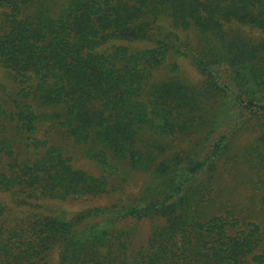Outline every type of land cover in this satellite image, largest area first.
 <instances>
[{"label":"trees","instance_id":"1","mask_svg":"<svg viewBox=\"0 0 264 264\" xmlns=\"http://www.w3.org/2000/svg\"><path fill=\"white\" fill-rule=\"evenodd\" d=\"M262 34L264 0H0V65L39 108L0 99V264H264L262 227L222 198L221 183L238 175L236 158L246 183H264ZM136 42L152 47L131 51ZM168 53L199 81H149L166 63L179 70ZM44 123L102 174L38 139ZM122 162L145 175L131 199L69 217L28 208L101 195ZM142 219L152 227L134 247L128 222Z\"/></svg>","mask_w":264,"mask_h":264},{"label":"rangeland","instance_id":"2","mask_svg":"<svg viewBox=\"0 0 264 264\" xmlns=\"http://www.w3.org/2000/svg\"><path fill=\"white\" fill-rule=\"evenodd\" d=\"M166 26L167 32H173L178 35L183 34L181 31L177 30L176 27L171 25L169 22H163ZM185 34V33H184ZM258 34V32H255ZM264 36V34H262ZM119 43V42H118ZM112 43L105 45L104 49L108 47L111 51L113 48ZM127 47L133 50H143L145 48L152 47L151 44L147 42H136L128 43ZM108 49L106 51H108ZM175 61L179 65V70L176 73H168L167 63L163 67L153 72L149 81L155 79H162L167 76H174L175 78H180L182 82L196 83L199 81V75L195 68L190 64V62L182 56L176 54L172 55L168 53V62ZM23 86L19 84L16 79L11 75L10 71L0 65V99L6 102V105L11 107L15 102L20 103L19 106L23 104H31L37 110L39 109L36 103L32 100L31 96L25 95L21 92ZM38 139L45 140L49 145L55 146L60 149L65 157H69L70 163L74 168L82 169L95 176H100L102 171L100 167L94 160L86 158L83 155L81 148L75 144L72 139L65 136L64 133L57 127L52 126L49 123H44L40 127L38 134ZM247 138L236 142V147L238 146L241 150L243 145H245ZM44 147L41 148L43 150ZM40 150V151H41ZM243 153H240L242 155ZM240 157V156H239ZM231 161V160H230ZM236 172L238 175L227 173L224 177L223 182L225 186V191L222 193V198L227 200L229 205L236 207L237 209L243 211L242 215L245 218L254 220L263 229L264 234V213L261 211L264 208V183L263 175L251 177L249 182L246 183L247 173H244L245 161L243 158H236ZM243 163V164H242ZM118 171L108 178V188L107 192L97 195V196H83L78 198L69 197L67 200H60L56 198L40 197L33 199L32 207H28L31 211L44 212V214L52 215H65L69 217L70 215L78 212L80 210L98 206L106 205L117 200H128L134 197L144 180V173L130 169L125 162L118 163ZM3 200L9 207V216L15 217L20 216L21 210L13 207V203L8 194L1 196ZM157 223L159 220H155ZM124 223H120L123 225ZM131 229H134L136 235L134 236V247H139L142 243L147 240L148 234L152 227V222L149 219L142 220H131L128 222ZM264 241V238H263ZM50 262L56 263V253L52 252L50 256Z\"/></svg>","mask_w":264,"mask_h":264}]
</instances>
